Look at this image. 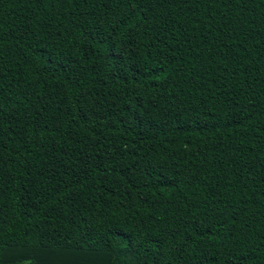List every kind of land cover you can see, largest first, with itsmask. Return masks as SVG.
<instances>
[{
  "label": "trees",
  "instance_id": "obj_1",
  "mask_svg": "<svg viewBox=\"0 0 264 264\" xmlns=\"http://www.w3.org/2000/svg\"><path fill=\"white\" fill-rule=\"evenodd\" d=\"M0 264H264V0H0Z\"/></svg>",
  "mask_w": 264,
  "mask_h": 264
}]
</instances>
